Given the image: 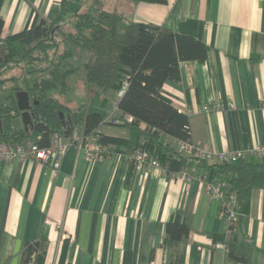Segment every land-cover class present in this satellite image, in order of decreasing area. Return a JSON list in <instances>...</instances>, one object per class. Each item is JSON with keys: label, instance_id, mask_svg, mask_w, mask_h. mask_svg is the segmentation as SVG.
I'll list each match as a JSON object with an SVG mask.
<instances>
[{"label": "crops", "instance_id": "1", "mask_svg": "<svg viewBox=\"0 0 264 264\" xmlns=\"http://www.w3.org/2000/svg\"><path fill=\"white\" fill-rule=\"evenodd\" d=\"M116 1L119 5L101 3L122 14V26L153 23L200 36L207 46L203 62H181L179 79L162 85L163 94L188 116L192 140L215 152L264 146V0ZM75 2L3 0L2 35L21 31L32 11L62 22L69 16L63 4ZM216 102L234 107L202 110ZM119 116L116 111L99 129L127 141L109 143L103 160H88L71 144L56 172L34 159L0 163V264H22L24 242L38 237L46 238L44 264H57L64 241L69 264H170L174 249L163 244L164 224L175 212L189 225L179 244L183 264H264V182L251 187L248 214L236 231L237 246L248 257L239 262L216 238L227 223L203 185L216 176L215 168L194 163L187 169L191 180L164 173L162 166L131 170L125 156L143 140L144 125L132 138L112 129L131 125L122 122L124 116L116 122ZM160 141L175 152V138L162 134Z\"/></svg>", "mask_w": 264, "mask_h": 264}, {"label": "trees", "instance_id": "2", "mask_svg": "<svg viewBox=\"0 0 264 264\" xmlns=\"http://www.w3.org/2000/svg\"><path fill=\"white\" fill-rule=\"evenodd\" d=\"M0 0V8L2 5ZM151 3H166L167 0H132ZM65 2V0H63ZM83 2H75L63 10L71 15L62 22L41 18L34 11L25 27L16 33L3 36V19L0 15V88L7 92L5 102H0V142L24 141L47 145L53 131L63 130L59 112L69 115L73 125L84 123L89 133L99 128L106 115L101 109L83 112L70 110L67 105L51 93L56 90L64 94L68 87L67 78L77 70L68 66L71 57L80 60L84 81L88 89H112L117 91L127 82L123 94L116 99L117 111L133 117L131 127L144 125L143 140L131 149L144 147L156 157L167 173H175L202 161H188L182 154L174 152L168 143L160 141L162 134L170 138L188 140L190 128L188 116L180 112L171 99L163 94L165 81L179 79L181 62H203L207 57V46L200 36L174 32L161 25L131 21L122 26L123 16L117 10L102 6L101 0H91L87 9ZM69 13V14H70ZM66 25L69 27L65 29ZM80 50L88 53L82 59ZM41 73V77L24 88L14 83L5 88L7 81L16 79L13 69ZM26 90L32 106L33 129L26 131L19 123V110L15 94ZM121 124V122H118ZM64 131V130H63ZM70 133V128L65 132ZM104 144H125L126 139L116 136H100ZM130 151V152H131ZM131 164V170L135 169ZM211 166V165H210ZM216 178L227 183V193L234 192L237 216L227 223L224 234L216 237L226 248L227 255L239 262L248 257L237 246L236 238L241 221L248 214L249 192L253 185L264 182V160L239 159L213 165ZM189 234V225L180 212L173 213L164 224L163 244L171 243L174 257L170 264H183L180 243ZM46 238L38 237L25 241L21 251L22 264H44ZM67 244L60 247L57 264L66 262Z\"/></svg>", "mask_w": 264, "mask_h": 264}, {"label": "built area", "instance_id": "3", "mask_svg": "<svg viewBox=\"0 0 264 264\" xmlns=\"http://www.w3.org/2000/svg\"><path fill=\"white\" fill-rule=\"evenodd\" d=\"M126 86L127 82L125 81L117 91V97L123 94ZM233 107L234 104L232 102L228 103L226 106L223 103L216 102L210 106H203L202 110H224ZM116 111L117 107L115 101L113 102L112 110L106 113L100 121V124L113 120V115ZM116 122L121 121L117 118ZM122 122L132 123L133 117L124 115ZM100 136L101 131L99 128H95L89 133H86L84 130V123L80 122L79 124H72L70 126V133L68 135H66L63 130L53 131L50 134L48 144L44 146L29 141L0 142V163L7 160L34 159L45 166L51 167V170L56 172L60 166L63 154L71 144L78 145L84 151L88 160L100 161L107 158L109 155V150L107 149L108 144L101 143L99 141ZM175 152L182 154L188 161L199 160L211 166L220 162L237 161L250 157H254L257 160H264V146H251L232 151H210L200 142L191 139V130L188 140L176 139ZM125 157L127 161L133 164L135 169H145L148 166H161L158 159L152 156L144 147L134 148ZM162 170L164 173H167L166 168L162 167ZM172 176L191 180L187 168H182L178 172L173 173ZM203 185L210 196L220 201L222 206L221 213L226 222L235 220L238 202L234 192L226 194L227 183L224 180L213 177L209 180H205Z\"/></svg>", "mask_w": 264, "mask_h": 264}, {"label": "rangeland", "instance_id": "4", "mask_svg": "<svg viewBox=\"0 0 264 264\" xmlns=\"http://www.w3.org/2000/svg\"><path fill=\"white\" fill-rule=\"evenodd\" d=\"M77 2H83L82 9H87L91 0H76ZM112 5H119L116 0H111ZM68 8L70 5L68 3ZM70 13V11H69ZM71 15V13L69 14ZM68 18V14H65L64 21ZM69 26L66 25L65 29ZM82 54V59H85L88 56V53L85 51L80 50ZM68 66L70 67H77V70L70 74L67 78L68 87L64 94H58L56 90H52L51 93L56 95L61 102L65 105H68L69 109H80L83 112L86 109H95V108H104V109H111L113 106V100L116 97L115 90L112 89H100L91 87L90 89L87 88L86 83L84 81V76L81 69L80 60L78 57L73 56L68 61ZM13 76H16V79H11L7 81L5 88H10L14 83H17V86L24 88L27 85L33 83V81L39 79L41 77V73L38 72H27L25 75H21V71L18 69H13ZM0 86L3 84L0 83ZM7 95V92L4 90H0V102L4 101V97ZM105 100V101H104ZM71 107V108H70ZM114 131L119 133H129V136L134 138L138 134V129L132 128L130 125H111ZM108 129V128H105ZM191 176V175H190ZM192 178V176H191ZM212 197V196H211ZM213 198V197H212ZM215 199V198H213ZM216 200V199H215ZM219 204V212L220 214L222 211V206L219 200H217ZM223 215V214H222ZM224 217V216H223ZM228 223V222H226ZM223 243V242H222ZM224 244V243H223Z\"/></svg>", "mask_w": 264, "mask_h": 264}, {"label": "water", "instance_id": "5", "mask_svg": "<svg viewBox=\"0 0 264 264\" xmlns=\"http://www.w3.org/2000/svg\"><path fill=\"white\" fill-rule=\"evenodd\" d=\"M16 105L19 110V117L22 122L23 128L26 131L33 129V112L32 106L36 103L31 100L26 90H19L15 94ZM61 118V124L64 132L72 125L69 115H64L63 112H59Z\"/></svg>", "mask_w": 264, "mask_h": 264}, {"label": "bare ground", "instance_id": "6", "mask_svg": "<svg viewBox=\"0 0 264 264\" xmlns=\"http://www.w3.org/2000/svg\"><path fill=\"white\" fill-rule=\"evenodd\" d=\"M43 165V164H42Z\"/></svg>", "mask_w": 264, "mask_h": 264}]
</instances>
